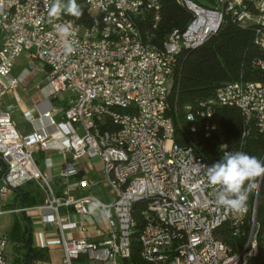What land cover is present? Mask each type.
I'll return each mask as SVG.
<instances>
[{"label":"built area","instance_id":"obj_1","mask_svg":"<svg viewBox=\"0 0 264 264\" xmlns=\"http://www.w3.org/2000/svg\"><path fill=\"white\" fill-rule=\"evenodd\" d=\"M160 1L83 0L82 7L92 18H110L116 32H103V27L95 25L71 28L74 51L66 54L56 27L68 24L50 18L53 0H0V216L49 211L43 224L59 233L62 264H129L124 258L125 232L135 227L127 220V207L137 200H150V208L138 212L145 218L143 237L137 240L142 241L143 259H153L154 264H176L179 259H186V264H248L251 256L259 194L254 190L249 194L243 213L221 206L220 189L207 182L211 164L194 146L171 141V119L161 120V112L168 108L173 56L183 47L204 44L225 18L251 28L255 44L264 49V0H249L248 8H241L238 0H210L213 8L179 0L191 13L190 22L170 43L155 45L142 35L138 21L150 14L155 28ZM133 33H140V43H133ZM23 53L28 64L45 70L47 98L67 94L61 119L55 120L53 108L42 110L38 120L43 126L27 134L17 131L13 107L4 103L22 84V78L12 76V68ZM257 65L264 67L261 62ZM152 94H162L165 104L152 102ZM105 105H114V112H105ZM221 108L240 111L243 136L250 125L264 134V85L239 80L218 88L200 105L198 127L192 129L202 130L207 139L218 135L214 111ZM189 109L184 111L188 114ZM23 117L30 125L37 121L29 112ZM107 139L130 146L131 155L108 149ZM220 148L228 152L224 144ZM47 151L69 153L72 161L99 163L101 183L109 189L111 200L103 203L89 193L98 187L97 182H69L77 174L69 162L59 172L66 184L63 197H56L53 177L41 172L34 159L35 153ZM112 156H120V163H112ZM107 171H115L121 186L105 182ZM32 182L44 192L42 205L5 211L8 195ZM74 192L81 196H70ZM61 210L66 217L71 211L81 228L87 219L94 224L105 221L102 240L65 239L66 217L60 216ZM224 226L232 246L215 242ZM246 227H253L250 250L241 247V231ZM8 244L0 236V264H10Z\"/></svg>","mask_w":264,"mask_h":264},{"label":"trees","instance_id":"obj_2","mask_svg":"<svg viewBox=\"0 0 264 264\" xmlns=\"http://www.w3.org/2000/svg\"><path fill=\"white\" fill-rule=\"evenodd\" d=\"M192 1L203 6L202 1L210 0ZM66 2L67 0H62V3ZM82 2L83 0H77L83 10V15L79 19L64 13L63 16L82 28L99 25L98 20L92 18L82 7ZM191 18V13L179 5V0H161L159 21L155 28L151 30L153 18L150 14H145L143 20L138 21V27L143 36L147 35L151 38L152 44L160 45L173 31L184 30ZM259 62L264 64V49L255 44L253 30L240 27L229 17L225 18L219 30L200 47L193 50L182 49L174 57L172 64V87L166 110V117L171 119L174 127V143L183 147L194 146L211 165L221 160L224 155V151L220 148L221 144L225 145L228 152H244L262 160L264 134L250 125L247 127L246 135L243 136V121L238 109L221 108L214 111V120L220 127L218 135L206 139L202 130L190 132L193 124L198 127L197 110L200 105L211 98L218 88L239 80L264 85V67H259L257 65ZM185 107H190L195 115L194 123L185 119ZM258 194L254 233L258 242V255L249 264H262L264 261V180L261 182ZM20 196L21 202L25 203V195ZM138 209V205L133 209L136 231L132 237L131 263L145 264L140 259V244L137 241L141 228ZM19 217L20 219L14 221L7 235L8 242L20 248L19 257L13 264H32L44 260L43 252L31 247L29 218L23 213L19 214ZM249 228L246 227L244 230L247 231ZM217 233L219 235L215 236L218 240L232 246L231 234L226 226ZM241 240L243 244L244 238L241 237Z\"/></svg>","mask_w":264,"mask_h":264},{"label":"crops","instance_id":"obj_3","mask_svg":"<svg viewBox=\"0 0 264 264\" xmlns=\"http://www.w3.org/2000/svg\"><path fill=\"white\" fill-rule=\"evenodd\" d=\"M24 61L28 64V60L26 56H24ZM16 63V61H15ZM14 63V64H15ZM34 69L31 73L28 70H23L18 74H13L12 68V76L17 78H22V84L18 86L13 93L7 95L4 98L5 105H11L13 107L12 120L20 134H27L32 131L33 128H40L43 126V122L38 120L39 113L42 110H50L51 108L56 110L54 114V118L56 121L61 119V112L66 109L67 104L66 100L63 102H59L55 107H52L48 102V93L49 90L45 86V70L37 64H33ZM43 75L42 84H37L34 87L29 86L32 84L33 79L39 74ZM41 104L40 106L38 104ZM29 112L37 121H35L34 125H30L23 117L24 113ZM35 162L40 169L41 172H48L53 177V189L55 192V196L58 198L63 197V192L65 189V182H63L59 178V172L62 170L64 163L69 162L76 170L77 174L75 177L69 178V182H76L80 179L87 180L89 182H97L99 183L98 187L89 192L91 195L95 196L103 203H107L111 200V195L109 189L101 183V170L102 167L99 163L96 165L93 164L88 159H81L78 161H72L71 155L66 153L64 155L58 154L55 151H47V152H38L34 155ZM47 160L49 161L47 163ZM50 163V167L47 166ZM47 164V166H46ZM21 194L25 195V203L21 202ZM70 196L80 197L81 194L79 192L71 193ZM45 195L44 192L38 187L36 183H28L23 186L17 192H12L8 195V197L4 201L3 207L5 211L15 210L20 206V208H35L42 205L44 201ZM11 202H8V200ZM13 206V207H12ZM13 216V221L11 222V226L4 235L7 238L11 227L14 221H18L20 219L19 214L9 213ZM49 211H32L29 214H25L31 223V235H30V244L34 249L41 250L44 254V260L49 261L53 254L58 253L60 257H62L63 253L59 245V233L56 229L50 227H44L43 217L45 215H49ZM67 212L65 210L60 211V216L66 217ZM63 235L65 239H73V240H86L88 242H97L102 240L101 236L106 232L107 227L105 221H100L97 224H94L91 219H87L85 227L81 228L79 224L76 223L74 214L69 211L68 216L66 217V221L62 226ZM8 240V238H7ZM11 251L13 253L14 259H12ZM20 248L17 245H13L9 242L7 248V254L9 263L13 264L15 259L19 257ZM38 261L33 262L32 264H37Z\"/></svg>","mask_w":264,"mask_h":264},{"label":"clouds","instance_id":"obj_4","mask_svg":"<svg viewBox=\"0 0 264 264\" xmlns=\"http://www.w3.org/2000/svg\"><path fill=\"white\" fill-rule=\"evenodd\" d=\"M61 13L79 19L83 15L77 0H53L49 9L50 18H58ZM56 30L63 38L66 54L74 51L70 25H57ZM264 177V161L244 152H225L222 159L207 167V182L220 189L217 194L219 204L234 212L243 213L247 209L249 194L258 186L257 178Z\"/></svg>","mask_w":264,"mask_h":264},{"label":"bare ground","instance_id":"obj_5","mask_svg":"<svg viewBox=\"0 0 264 264\" xmlns=\"http://www.w3.org/2000/svg\"><path fill=\"white\" fill-rule=\"evenodd\" d=\"M238 1L241 5V8H248L249 0H238ZM87 13L90 15L89 12ZM54 19L57 20L58 22H62L64 24L70 25L71 28H82V27L74 25V23L70 22L71 20L69 21L68 19H66L63 16V13H61L58 18H54ZM98 22H99V25H95V27H103V32H116V25L114 24V22H110V18H103V19L98 20ZM153 29L154 28H152L151 30ZM176 32L178 31L176 30L173 31L170 34V36L167 38V40H165L162 43H170L171 40H173L174 34H176ZM133 43H140V33H133ZM200 46L201 45L186 46V47H183L182 49L193 50ZM180 51L181 50H178L177 53L173 56V61H174V57ZM172 64L173 63H171V75H172ZM171 85H172V81H171ZM152 102H156L157 104H165V97L162 94H152ZM105 112H114V105H105ZM184 113H185V119L188 122H191V123L195 122V115L191 112L190 109H189L188 114L186 111H184ZM197 116L199 117L198 113H197ZM168 119L169 117L168 118L166 117V111H162L161 120H168ZM171 125H172L171 141L174 142V127H173L172 121H171ZM192 127H196V125L193 124L190 128V132L195 133L196 130H193ZM107 147L108 149H115L117 153L123 154V156L131 155V147L124 143H117L115 139H107ZM112 163H120V156H112ZM262 180H264V177L257 178L256 180V183L258 185L254 189V191H256V194L259 193ZM105 182L107 184H114V186H121V179H117V177L115 176V171H107L105 173ZM137 205L139 207L138 212L143 211L144 209L150 208V200H137L134 203H130L129 206L127 207V220H129L130 222V227H135V229H129L127 230V232H125L124 258L128 261L129 264H133L131 263V244H132V237L136 231V220L134 219V216H133V209ZM138 216H139V219L141 220V228L139 229L138 239H142L143 226H145V218H144L143 213H138ZM245 230L242 229L241 231V237L244 238V242L243 244H241V247H243V250H250L251 243H252V237H253V227H250L249 230L247 231ZM215 242L223 243L222 241L218 240L216 236H215ZM139 244H140V249H142V241H139ZM257 255H258V242L256 241L255 234H254V246L252 247L251 256H248V264L253 258H256ZM139 256H140V259L145 264H154L153 259H143L142 252H140ZM176 264H186V259H179L177 260Z\"/></svg>","mask_w":264,"mask_h":264},{"label":"rangeland","instance_id":"obj_6","mask_svg":"<svg viewBox=\"0 0 264 264\" xmlns=\"http://www.w3.org/2000/svg\"><path fill=\"white\" fill-rule=\"evenodd\" d=\"M212 1H214V0H212ZM201 4L203 6L208 7V8L214 7L213 3L210 1H202ZM24 56H25V53L21 54V56L16 60V63L14 64V68H13V74L16 75L23 70H28L30 73L33 70H36V69H34L33 64L32 65L26 64V62L24 61ZM42 78H43V75L41 72V74H39L38 76H36L33 79L32 84L29 86V88L34 87L38 83L43 85ZM66 98H67V94L62 93V94H59L57 96V99H55V100H53L52 98H48V102L51 104L52 107H55L57 103L63 102L64 100H66ZM8 202H11V200L9 199ZM12 221H13V216L9 213H6V214L0 216V235H4L6 232H8V230L11 226L10 224ZM11 253H12V251H11ZM10 257L12 259H14L13 253L11 254ZM62 257H63V255H62ZM62 257H60V255L58 253H55L52 255V257L49 261H46V262L45 261H38L37 264H62ZM81 263L82 264H97L95 262H88V261H84Z\"/></svg>","mask_w":264,"mask_h":264}]
</instances>
